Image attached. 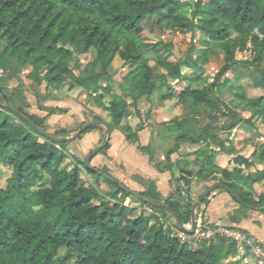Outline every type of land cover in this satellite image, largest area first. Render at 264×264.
<instances>
[{
	"label": "trees",
	"instance_id": "obj_1",
	"mask_svg": "<svg viewBox=\"0 0 264 264\" xmlns=\"http://www.w3.org/2000/svg\"><path fill=\"white\" fill-rule=\"evenodd\" d=\"M148 20L153 22L147 27ZM164 30L199 36L205 48L201 57L207 59L220 50L222 66L210 75L206 66L196 67L186 60L196 67L191 84L174 90L173 80L186 79L184 63L172 57V42L147 35V31L164 35ZM81 55H90V59L70 86L94 96L107 109L111 127L124 133L131 129L122 125L130 115L129 99L140 115L139 101L156 90L161 99L210 106L206 133L220 115L231 118V129L242 121L255 129L258 121H264V92L249 96L225 77L236 65H251L264 88V0H0V58L4 59L0 64H13L17 74L30 67L33 79L44 81L47 90H60ZM116 56L124 68L132 67L125 72L124 83H119L118 93L111 70ZM7 75L2 73L0 79ZM0 89L8 105L0 102V161L11 169L4 186L0 181V264H235L228 259L236 252L234 242L221 237L199 243L183 241L174 235L172 225L178 226L165 207L135 197L153 212L132 215L133 207L115 201L117 194L131 193L96 167H87L85 159L72 155V168H66L69 142L40 134L21 114L48 131L44 119L30 114L19 104V97L9 96L1 85ZM225 92H231L234 108L223 101ZM93 128L103 127L91 126L77 138ZM66 134L64 129L53 133ZM136 136L126 134L129 139ZM258 136L255 145L264 164V139ZM109 148L110 142L99 153ZM172 152H167V160ZM229 161L253 165L241 155ZM213 169L220 174L216 181L231 187L244 201L264 203V193L258 195L241 182L262 180L264 168L256 176H244L241 167L230 170L214 165ZM101 179L110 186L109 193L99 188ZM140 193L153 201L166 200L183 224L191 222L192 208L201 197H186L179 188L162 199Z\"/></svg>",
	"mask_w": 264,
	"mask_h": 264
},
{
	"label": "crops",
	"instance_id": "obj_2",
	"mask_svg": "<svg viewBox=\"0 0 264 264\" xmlns=\"http://www.w3.org/2000/svg\"><path fill=\"white\" fill-rule=\"evenodd\" d=\"M219 52L223 55L220 50ZM235 69L237 65L225 77L228 78ZM182 73L186 79L172 81L176 91L191 84L192 78L184 75L183 67ZM234 79L236 82L239 81L237 77ZM231 82L235 89L243 90L242 83ZM162 90L165 92V88ZM247 94L260 96L263 93L249 94L247 91ZM160 95V91L156 90L149 97L142 98L138 103L140 115H137L130 105V115L122 121V125H130L131 129L124 133L120 128L111 127L110 148L106 153L99 154L101 158L109 159L115 165H119V169L115 170L113 175L128 187L138 192L146 191L162 199L180 186H188V189L196 192L199 187L207 185L210 187L218 182L216 179L220 174L214 172V165L230 170L241 167L244 169V176L248 174L256 176L263 172L264 164L258 159L259 150L255 142L260 135L257 132L259 123L264 121H258L255 129L244 121L231 129L229 128L231 118L220 115L214 121L211 130L206 133V127L212 116L211 109L209 120L205 125H201L200 108L210 106L192 102L183 104L177 98L161 99ZM227 104L234 108L230 101ZM242 116L246 118L247 113L243 112ZM132 132L137 135L136 138H127L126 134ZM260 136L264 139L262 135ZM99 139L100 134H97L95 141ZM247 139L250 140V144L247 143ZM171 149L173 152L167 160V152ZM85 150L88 151L89 148ZM236 155L245 157L253 165L246 167L230 163L229 160ZM241 182L258 195L264 193V178L253 184L243 180ZM102 186L100 185L101 188ZM102 190L105 192L107 189ZM182 190L184 196L194 199L188 190ZM200 206L197 209V225L201 220V226L204 227L220 225L239 228L255 235L264 244V211H253L255 209H251L250 212L244 211L240 203L225 188L215 190ZM228 259L235 264H257L252 257H240L237 252Z\"/></svg>",
	"mask_w": 264,
	"mask_h": 264
},
{
	"label": "rangeland",
	"instance_id": "obj_3",
	"mask_svg": "<svg viewBox=\"0 0 264 264\" xmlns=\"http://www.w3.org/2000/svg\"><path fill=\"white\" fill-rule=\"evenodd\" d=\"M181 1L193 3L194 0H181ZM152 22L153 20L146 21V26L148 24H152ZM147 35L154 40L163 38L164 41L168 43L171 42L173 43L172 57L176 60L181 59L183 61L184 63L183 72L185 73L184 75L190 76L192 74L193 69H195L197 66L200 65L206 66L210 75H212L215 74L223 64L224 56L219 52V50L215 54L209 55L207 59L201 57L202 53L205 51V48L201 41V38L197 35H195L193 38V36L190 35L189 33L170 32L169 30L165 31L164 35L149 33L147 31ZM2 59L3 57L1 56L0 61ZM89 59H90V55L79 56L78 66L76 67L72 76H70L65 86L60 90H53V89L47 90L46 83L44 81L33 79L30 67L23 68L19 74H17V72H13L15 70L17 71L18 69L13 64H5V65L0 64V75L2 73L10 74L5 76L4 78L1 76L2 78L0 79V85L1 87H3L4 92L9 96L12 95L16 98L19 97V104L24 105L30 114L38 115L41 118H43L46 127L50 133L53 134L59 132V130L61 129H64L65 131H67V134L60 136H70L76 130V128L84 121L89 122L95 120L94 119L95 117H100L102 118V120L107 121L108 123H109L108 120H111V117L108 115L107 109L102 105H98L94 96L88 94L86 90H83L79 86L76 85L74 87L70 86L75 81L76 75L79 73L80 68H84V66L86 65ZM194 59H196L195 62ZM186 60H188L189 62L192 61L196 65V67L194 68L190 67V64H187L185 62ZM5 69L7 72H4ZM130 69H132V67L129 68L123 67L122 60L119 58V56L115 57V60L111 66V70L114 71L113 72L114 81L112 85L114 87V90L117 91V93L120 92L119 83L123 82V76L125 72H128ZM236 77L239 78L238 82L234 81L235 80L234 78ZM228 78L230 81L240 84L242 83L241 88L246 92L248 91L249 94H258V93L260 94L264 92V88H262L261 86L262 84L261 76L251 65H244V64L237 65V69H235L231 73V75L228 76ZM230 93L231 92H225L221 94V97L225 103L230 101V97H231ZM129 102L130 105L133 107L131 99H129ZM210 109H211L210 107L206 108V106H202V108H200L199 120L201 125H205V123H207V121L209 120L208 115L210 114L209 113ZM101 126L103 128H97L99 131H97L96 128H93L91 131L83 134L82 137L76 138L68 143L67 152L69 158L64 163V166L66 168L68 169L72 168V162H71L73 158L72 155L78 156V159L80 160H84V159L86 160V158L90 153V150L102 144L105 137V131H104L105 127L103 125ZM259 129H261V131H259ZM257 132L260 135H262V137H264V122L259 123ZM97 134H100V139L98 141H95ZM247 140H248L247 143L250 144V140L249 139ZM85 148L86 149L89 148V150L87 151L85 150ZM99 154L92 159L91 165L93 167L101 169L102 171L108 173L115 179L121 181L118 177L113 175L114 171L119 169V165L118 164L115 165V163L113 161H110L109 159L101 158ZM10 174H11V169L5 166L0 161V181L2 186L5 185L6 178ZM88 180L91 181L93 185L97 186L96 179L94 177L89 176ZM100 181H101L100 185L103 186L102 188L99 186V188L101 190L106 188L107 190H105V192L109 193L110 186L106 184L103 181V179H101ZM207 187L208 185L199 187V189L196 192L195 191L193 192L191 189H188L189 188L188 186H180L179 188L188 190V193H191L194 199H198V197H200L207 190ZM191 188L193 189V187ZM202 190L204 191L200 195ZM135 197L136 196L133 194L131 195L117 194L115 196V201H121L125 205H129L133 207L131 208L130 213L132 215H135L139 213L142 210V208H145V206H143V204ZM240 207L246 212L247 211L250 212L251 210L250 208L244 207L241 204ZM253 211H264V210L261 209L259 210L258 208H256ZM199 218H201V216H199ZM201 222L202 221L200 220L198 223L199 226L202 225ZM187 226L190 227V223H188Z\"/></svg>",
	"mask_w": 264,
	"mask_h": 264
},
{
	"label": "water",
	"instance_id": "obj_4",
	"mask_svg": "<svg viewBox=\"0 0 264 264\" xmlns=\"http://www.w3.org/2000/svg\"><path fill=\"white\" fill-rule=\"evenodd\" d=\"M0 102L2 103L3 106L7 107V103L4 100V97L2 95L1 89H0ZM13 110L19 112V110L15 107L12 108ZM25 119H27L32 125L33 127L42 135H44L45 137L53 140V141H65V142H70L72 140H74L75 138H77L82 132H84L86 129L90 128L91 126L94 125H103L105 127V137L104 140L102 142V144L98 147L93 148L88 157L86 158L85 164L87 167L90 168H94L91 165V161L94 158V156L96 154H98L102 149H104L106 147V145L109 143V140L111 138V133H112V129H111V125L104 120H92L87 122L86 124H84L83 126L79 127L78 129H76L70 136H55L52 133L44 130L43 128H41L39 125H37L35 122L31 121L29 119V117H27L24 114H21ZM98 172L102 173L104 175L105 178L110 179L115 181L116 183H118L123 189H125L127 192L135 195L136 197H138L139 199L145 200L147 201L149 204L153 205V206H158V207H165L174 217L175 222L177 224V226L182 229V230H186L189 231L191 233H193L197 227V209L198 207L201 205V203L204 201V199L209 196L215 189L219 188V187H223L225 188L230 194L231 196L237 201L239 202L242 206L250 208V209H256L259 207H263L264 203L259 204V205H255L252 203H248L246 201H244L242 198H240L236 192H234L231 187H229L228 185H226L225 183L218 181L216 183H214L212 186H210L199 198V200L197 201V203L194 205V207L192 208L191 211V222H190V227L187 226V224H183L177 214V212L170 206L168 205V203L166 202V200L157 202V201H153L145 196H143L140 192L131 189L130 187H128L125 183L115 179L114 177H112L111 175H109L108 173L102 171L101 169L95 168Z\"/></svg>",
	"mask_w": 264,
	"mask_h": 264
},
{
	"label": "built area",
	"instance_id": "obj_5",
	"mask_svg": "<svg viewBox=\"0 0 264 264\" xmlns=\"http://www.w3.org/2000/svg\"><path fill=\"white\" fill-rule=\"evenodd\" d=\"M148 213H152L153 209L146 206L142 208ZM141 210V211H142ZM174 235L180 237L183 241L202 242L211 240L216 237L225 238L236 245L237 254L242 256H250L257 264H264V244L253 234L246 233L242 229L224 226H198L193 233L186 232L179 227L172 225Z\"/></svg>",
	"mask_w": 264,
	"mask_h": 264
}]
</instances>
